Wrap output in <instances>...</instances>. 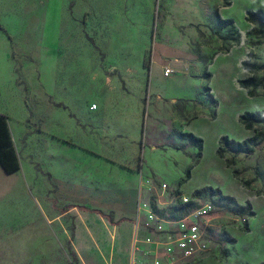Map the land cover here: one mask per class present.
I'll return each mask as SVG.
<instances>
[{"label": "rangeland", "instance_id": "1", "mask_svg": "<svg viewBox=\"0 0 264 264\" xmlns=\"http://www.w3.org/2000/svg\"><path fill=\"white\" fill-rule=\"evenodd\" d=\"M215 2L0 0V115L10 121L11 139L13 133L21 157L28 162H21L23 172L17 174L14 188L0 198V264H77L67 206L51 198L43 178L37 176L29 184L27 154L33 133L40 130L33 124L35 111L43 114L53 106L48 114L58 117L64 115L63 105L90 102L91 106L100 102L143 106L142 137L147 147L153 146L152 157L146 160L147 174L153 178L146 201L161 220L157 233L177 232L179 222L193 210L184 209L178 196H192L194 208L212 204L214 211L202 222L210 250L176 264H254L264 257V234L258 231L264 218V124L243 132L234 116L236 111L264 107V98L247 97L237 85L246 40L260 41L264 29H259V36H242L232 44L233 34L214 12L225 9L242 33L245 11L256 1L233 0L229 9L223 0L218 6ZM161 45L172 51L170 58L185 61L172 74L178 83L175 93L189 91L178 77L203 84V91L192 100L160 104L148 95L149 80L160 87L174 81L165 80L157 66L150 75L151 58ZM262 75L264 70L258 72ZM212 76L216 92L223 96L218 111L209 86ZM224 80L227 86L221 88ZM188 133L204 140L202 154L197 143L186 137ZM221 136L237 142L255 136L253 152L225 154V159L234 161L227 168L215 154ZM194 163L190 178L183 181ZM255 168L261 179H255ZM233 170L240 173L238 178ZM244 182L250 184L248 188ZM207 188L211 190L194 197Z\"/></svg>", "mask_w": 264, "mask_h": 264}, {"label": "crops", "instance_id": "2", "mask_svg": "<svg viewBox=\"0 0 264 264\" xmlns=\"http://www.w3.org/2000/svg\"><path fill=\"white\" fill-rule=\"evenodd\" d=\"M218 1L220 0L215 2L216 6L219 5ZM252 1H256V4L245 11L244 20L248 11H264V0ZM232 5L233 0L226 9ZM224 10L218 7L220 17L234 21L231 15L224 14ZM234 25L241 38L242 36L249 38L251 24L245 21L242 33L235 21ZM246 41L244 45L246 53L240 56L239 64L249 51L255 55L257 64H264V38L254 46H250L249 43H255L257 39L249 38ZM160 47L154 58H151L150 75L152 67L157 66L162 70V77L166 80L172 75L165 77L164 68L169 67L177 71L183 67L185 61L183 58H170L172 51L168 47L162 45ZM237 47L230 50L232 55ZM240 67L242 68L241 65ZM226 76L231 80V75L226 73ZM249 76L250 74L243 69L238 79ZM173 77L170 80L174 81L168 82V87L150 85L149 80L148 95L154 96L162 104L166 101L171 103L175 100H192L203 91V84H199L197 79L178 77L179 81H184L189 87V91L175 93L173 88L178 83ZM214 79L212 76L209 86L218 111L219 99L223 96L216 92ZM180 83L178 88H181ZM227 83L228 81L224 80L221 88H226ZM238 88L241 89L239 85ZM241 90L248 97L247 92ZM257 93L258 96L253 98H264L261 96L262 89H258ZM107 99L108 97L105 98ZM92 104L90 102L72 107L63 105L60 109L64 115L58 117L55 114L54 116L48 114L53 106L47 107L43 114L38 113L39 110L35 111L32 115L35 118L33 124L37 123L36 130L38 127L40 130L33 133L31 153L27 154V157L30 155L31 158L29 184L34 183L37 176L43 178L51 190V198L67 206V214L72 218L73 247L78 264H129L139 199L140 174L144 179L153 181L146 170V160L149 162L151 159L153 146L147 147L142 137L145 127L143 106L138 103L100 102L95 104V109H91ZM261 111H264V107L249 112ZM242 113V110L235 112L234 116L238 123ZM8 123L10 127V121ZM242 129L243 132L247 131L244 127ZM12 140L20 169L13 174H6L0 166V198H4L12 191L17 174L23 172L21 162H27L17 149L13 133ZM151 187L152 185L142 187L141 198L145 202L147 191ZM103 214H111L112 221ZM258 231L264 234V218L259 224ZM261 263H264V257L254 262Z\"/></svg>", "mask_w": 264, "mask_h": 264}, {"label": "built area", "instance_id": "3", "mask_svg": "<svg viewBox=\"0 0 264 264\" xmlns=\"http://www.w3.org/2000/svg\"><path fill=\"white\" fill-rule=\"evenodd\" d=\"M163 71L165 77H170L174 73L169 67H165ZM95 108V105L91 106V109ZM143 185H152V181L144 179L140 174L139 199L129 264H176L180 260L207 253L211 242L205 239L202 222L214 211L212 204L196 206L179 222L177 232L160 234L157 231L161 220L141 198ZM162 186L165 188V185ZM191 197L178 196V199L186 205L194 202Z\"/></svg>", "mask_w": 264, "mask_h": 264}, {"label": "trees", "instance_id": "4", "mask_svg": "<svg viewBox=\"0 0 264 264\" xmlns=\"http://www.w3.org/2000/svg\"><path fill=\"white\" fill-rule=\"evenodd\" d=\"M231 0H223V6L228 7L230 5ZM215 19L221 23L225 28H229L230 32L233 34L231 40L232 44H236L240 40V36L235 29L234 21L232 19H222L216 10L214 12ZM245 21L253 26L249 35L251 36H259L262 32L259 29H264V12L262 10L257 11H248L245 15ZM1 29V28H0ZM2 30V29H1ZM258 40L255 44H259ZM255 55L252 53L247 54V59L242 61L241 65L243 69L250 74L249 77L245 79L238 80V85L241 89H244L247 92L248 97L253 98L257 97L258 89H262L261 96L264 97V75L261 77L258 76V72L264 70V64H257L254 61ZM239 123L243 125L246 130H253L255 126L264 124V111L261 112H243L239 116ZM187 138L195 141L198 145L199 153L202 154L203 151V139L196 138L192 133L185 134ZM256 137H251L245 139L241 142H237L235 140L230 139L228 136H221L218 140V146L215 151L216 157L218 159H223L225 162V166L227 168H232L234 165L233 160L225 159V154H231L233 156L239 154H251L253 152V146L255 145ZM196 165V163L192 164L189 167L188 171L185 175V180L190 178V171ZM0 166L6 174H13L20 169L19 160L17 154L15 152L13 142L11 139L7 118L3 115H0ZM233 176L238 178L240 173L236 170L232 171ZM255 179H261V173L257 168H255ZM248 182H244L243 186L245 188L249 187ZM211 190L210 188L203 189L197 191L194 194V197L198 195L200 192H207ZM258 195L261 193L258 192ZM184 209H194L193 203H189L183 206ZM249 208V204H245V209ZM106 218L112 221L111 214H103ZM252 216V213H251ZM74 233L72 230L71 238L73 239ZM76 257V255H75ZM78 264V263H77ZM264 264V263H261Z\"/></svg>", "mask_w": 264, "mask_h": 264}]
</instances>
